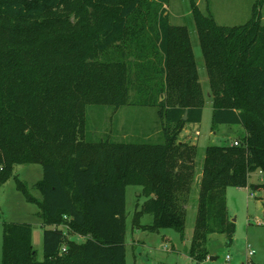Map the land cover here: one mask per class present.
Listing matches in <instances>:
<instances>
[{"label":"trees","instance_id":"obj_1","mask_svg":"<svg viewBox=\"0 0 264 264\" xmlns=\"http://www.w3.org/2000/svg\"><path fill=\"white\" fill-rule=\"evenodd\" d=\"M169 1L0 0V184L16 164L40 163L41 198L16 180L44 227L40 260L33 225L4 222L0 264H126L129 185L147 197L137 204L134 227L172 228L185 237L201 158L199 145L179 135L202 121L206 97L189 29L171 23ZM193 14L212 129H245L237 145L205 148L188 251L203 263L212 234L234 239L227 188L264 190V23L256 7L235 26L197 6ZM90 105L157 108L159 140L88 137ZM146 214L153 221L143 224Z\"/></svg>","mask_w":264,"mask_h":264},{"label":"rangeland","instance_id":"obj_2","mask_svg":"<svg viewBox=\"0 0 264 264\" xmlns=\"http://www.w3.org/2000/svg\"><path fill=\"white\" fill-rule=\"evenodd\" d=\"M194 6L205 13L210 10L218 24L228 26L246 23L252 17L256 7L258 16L264 23V2L260 0L169 1L167 8L171 23L176 26H186L189 29L200 81L206 97L201 123L189 125L193 138L188 139V143L193 139H199L201 161L197 167V178L193 183L184 238L172 228L150 232L134 227L133 219L137 204L139 203L140 206L147 197L141 195V186L129 185L127 187L126 264H248L249 262L264 264V190H256L252 187L230 186L227 188L229 213L232 215V220L235 219L236 224L233 242L228 243L225 234L215 233L210 237L209 246L216 259L208 258L203 263H198L188 254L197 214L200 171L205 148L209 144H230L234 140H241L245 135V129L241 125L224 124L212 129L211 89L194 19ZM158 119L157 108L151 106L125 105L115 109L110 105H90L87 135L95 140L110 136L123 141L152 140L157 142L161 135V131L158 130ZM181 132V136L189 138L186 131ZM181 136L179 135V140L184 139ZM16 177L26 183L33 195L41 198V193L35 184L43 177V167L40 163L16 164L13 175L0 184V262L3 258V224L6 221L29 222L33 225L32 242L37 250L38 259L42 260L44 258V227L38 215L39 208L36 202L28 201L23 192L19 190ZM251 179L259 181L258 172L253 173ZM252 193L255 195H251ZM152 220L153 216L146 214L141 222L146 224ZM74 236L78 240L83 239L79 235ZM249 249L254 250V254H249ZM228 255L230 259L227 258Z\"/></svg>","mask_w":264,"mask_h":264},{"label":"crops","instance_id":"obj_3","mask_svg":"<svg viewBox=\"0 0 264 264\" xmlns=\"http://www.w3.org/2000/svg\"><path fill=\"white\" fill-rule=\"evenodd\" d=\"M203 114H204V112H203ZM202 119H203V118H202ZM191 123H193V122L187 123L186 126H185L184 129H183L184 131L187 132L186 135H187L189 138H184V136H181V134H182V132H181V133H180V136L184 138V139H180L181 141L188 142V139H190V138L192 139V138H193L192 135H191V133H190V128H189V125H190ZM200 123H201V122H200ZM220 125H224V124H220ZM220 125H219V126H220ZM226 125H227V124H226ZM235 125H236V124H235ZM237 125H239V124H237ZM187 126H188V128H187ZM158 128H159V127H158ZM158 130L160 131V129H158ZM183 130H182V131H183ZM186 135H185V136H186ZM189 143H192V144H198V145H199V139H198V138L195 139V140L193 139V141H191V142H189ZM256 192H257V191H256ZM256 192H254V193L256 194ZM255 194L252 193L251 195L254 196ZM227 204H228V200H227ZM228 209H229V205H228ZM229 210H230V209H229ZM230 216H231V218H232V215H231V214H230ZM152 221H153V220H152ZM150 223H151V222H150ZM215 259H216V258H215ZM212 260H214V259H212Z\"/></svg>","mask_w":264,"mask_h":264},{"label":"built area","instance_id":"obj_4","mask_svg":"<svg viewBox=\"0 0 264 264\" xmlns=\"http://www.w3.org/2000/svg\"><path fill=\"white\" fill-rule=\"evenodd\" d=\"M232 143H234V144H238L239 142H238V140H234ZM0 168H2L1 166H0ZM62 250L63 251H65L66 250V246H64L63 248H62ZM254 250H251V249H249V254H254ZM228 259H230V256L228 255V257H227Z\"/></svg>","mask_w":264,"mask_h":264},{"label":"water","instance_id":"obj_5","mask_svg":"<svg viewBox=\"0 0 264 264\" xmlns=\"http://www.w3.org/2000/svg\"><path fill=\"white\" fill-rule=\"evenodd\" d=\"M187 111L185 112V114H184V119H186L187 118ZM233 221H235V219H233ZM216 257L215 256H213V255H211L210 257H209V259H215Z\"/></svg>","mask_w":264,"mask_h":264}]
</instances>
